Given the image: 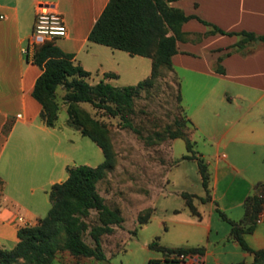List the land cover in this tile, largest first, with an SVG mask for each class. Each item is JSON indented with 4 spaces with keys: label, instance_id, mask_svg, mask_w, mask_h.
<instances>
[{
    "label": "crops",
    "instance_id": "obj_1",
    "mask_svg": "<svg viewBox=\"0 0 264 264\" xmlns=\"http://www.w3.org/2000/svg\"><path fill=\"white\" fill-rule=\"evenodd\" d=\"M106 1L0 0L1 247H11L17 240L16 229L36 223L47 211L49 188L45 190L44 185L48 183L50 187L67 175L68 163L63 161L62 174L56 178L49 176L44 181L40 140L47 136L52 140L56 138L57 143L61 135L64 141L71 143L69 131L79 132L64 121H58V115L53 126L44 124L39 117L40 104L31 95L41 67L32 62L30 48L27 53L21 49L27 44L36 6L48 5L61 13L66 32L51 42L72 53L73 61L89 72L88 82L102 78L112 83L120 75L119 61H127L129 65L142 63L140 72L144 71L145 76L150 72V57L122 50L124 55L118 52L121 49L87 39ZM169 5L181 8L185 14L196 15L181 23L185 38L175 40L176 52L170 56V68L165 70L177 81L181 107L186 113L188 103L184 99L187 96L180 90V72L205 77L217 84L219 92L196 102L200 107L197 116L186 113L190 150L186 149L183 138L177 136L170 140L168 157L171 161L163 177L167 188L155 193L150 201L149 217L141 224L150 220L163 233L168 232L166 236L157 232L151 239H155L158 247L194 248L202 256V264L249 262L252 253L242 249L230 236L229 223L219 212L234 221L241 220L246 197L264 177V41L255 39L237 47L233 44L240 34L210 33V25L198 18L223 31L246 30L261 34L264 33V0H171ZM219 66L222 71L216 69ZM104 72L115 75L104 77ZM134 79L135 83L141 78ZM233 99L237 100V106L233 105ZM206 105L222 106L224 120H219V113L200 120ZM195 135L202 139L201 146L196 148ZM179 138L185 150L175 157L172 146ZM190 153L206 166L207 191L201 184L196 158L183 157ZM185 159L193 160L196 166L197 185L192 188L180 183V179L187 177L179 166ZM183 192L190 195L193 209L188 206ZM161 196L165 199H160ZM242 237L249 247L264 248V202L253 228L242 232ZM150 241L145 244L144 264L160 254L159 248L149 246Z\"/></svg>",
    "mask_w": 264,
    "mask_h": 264
},
{
    "label": "trees",
    "instance_id": "obj_2",
    "mask_svg": "<svg viewBox=\"0 0 264 264\" xmlns=\"http://www.w3.org/2000/svg\"><path fill=\"white\" fill-rule=\"evenodd\" d=\"M169 1L171 0H107L87 34L89 41L121 49L129 54L150 57L149 74L133 84L115 86L102 78L94 83L88 82L85 77L89 72L73 61L72 53L61 50L48 40L33 51L31 60L41 67V71L34 80L31 95L40 104V119L48 126L54 125L59 109L55 90L60 86L63 89L60 99L65 104L66 111L65 123L89 137L99 146L103 157L95 165H66V177L53 182L48 189L50 206L46 213L36 223L18 227L17 240L11 247L0 246V264H17L19 259L20 264H49L58 250H65L73 256H91L96 260L106 258L100 235L111 230L110 223H119L121 216L104 203L96 189V182L110 166L113 154L104 124L80 107L79 102H88L118 116L123 126L134 128L127 116L132 111L134 95L140 89L150 86L162 70L170 68V56L176 52L175 40L185 38V33L180 29L181 23L189 17H196L185 14L179 7L169 5ZM198 19L210 25V33L240 34L241 37L233 44L237 47L255 39L264 41V33L223 31L204 19ZM216 69L223 70L221 66ZM114 75L113 72L103 73L104 77ZM185 116V123L189 124L186 113ZM167 136L183 138L186 149H191L186 131L179 126L174 131H167ZM149 138L150 136H145L144 140L148 141ZM183 157L196 158L201 184L207 191L208 172L204 162L192 153L184 154ZM255 186V191L244 201L241 220L234 221L219 212L229 223L230 236L242 249L252 253L249 262L238 261L236 264H264V248L253 249L242 237V232L253 228L262 210L264 177ZM182 195L193 209L190 195L185 192ZM90 210L97 211L99 223L89 225L84 219ZM150 211L148 209L144 215H138V225L148 219ZM85 231L91 237L92 244L84 240ZM149 246L159 248L160 252L171 249L194 251V248L158 247L155 239L150 241ZM149 261L150 258L146 264Z\"/></svg>",
    "mask_w": 264,
    "mask_h": 264
},
{
    "label": "rangeland",
    "instance_id": "obj_3",
    "mask_svg": "<svg viewBox=\"0 0 264 264\" xmlns=\"http://www.w3.org/2000/svg\"><path fill=\"white\" fill-rule=\"evenodd\" d=\"M118 52L124 54L122 50ZM142 67V63L129 65L127 61H119L120 75L113 79L111 84L115 86L133 84L134 78L146 75L144 71L140 72ZM179 74L180 90L187 96L184 99V102L188 103L186 113H194L197 116L196 111L200 107L196 102L206 99L212 93H218L219 88L216 83L205 77L192 73ZM87 77L88 75L85 79L89 81ZM62 92L63 89L58 86L55 98L59 102L58 121L65 122V104L60 99ZM232 102L237 106V100L233 99ZM79 105L106 128L113 157L110 166L97 180L96 189L104 203L118 212L121 221L110 223L111 230L100 235L106 258L96 260L91 256H73L65 250H58L49 264H144L147 251L145 244L154 238L157 232L164 236L168 232L163 233V230L158 229L150 220L138 225L137 218L151 209L150 201L155 193L159 192L160 188L162 190L167 188L163 184V177L171 161L168 157V145L173 138L167 136V131H174L178 126L186 131L189 127V124L185 123V112L179 103L177 81L172 74L162 70L150 86L140 89L134 95L132 111L127 113L134 128L123 126L118 116L111 115L88 102H79ZM222 108L206 105L205 112L200 113V120L207 119L213 113H219V120L222 122L224 120ZM69 133L71 143L64 141L61 135L57 143L56 138L52 140L47 136L40 140L39 153L42 155L41 163L45 165V171L42 173L44 181L49 176L56 178L58 174H62L63 161L68 165L79 163L95 165L102 160L101 149L89 137L75 130H70ZM145 136H150L148 141L144 140ZM158 137L163 138L158 140ZM194 139L197 144L195 148L200 147L201 137L195 135ZM184 150L182 139L179 138L172 146V154L176 157ZM261 165L263 166V163ZM179 166L187 175L186 179L182 181L180 179V183L188 188L196 186V166L193 160H182ZM262 176L263 173L261 178ZM48 188L49 185L46 183L44 189ZM163 198L164 196L160 197ZM84 219L89 225L99 223L96 210H90ZM83 238L92 244V239L86 231ZM19 262L17 264H20Z\"/></svg>",
    "mask_w": 264,
    "mask_h": 264
},
{
    "label": "built area",
    "instance_id": "obj_4",
    "mask_svg": "<svg viewBox=\"0 0 264 264\" xmlns=\"http://www.w3.org/2000/svg\"><path fill=\"white\" fill-rule=\"evenodd\" d=\"M66 26L60 12L48 5L39 4L36 6L33 25L27 38L26 46L22 52H31L43 41H51L56 37L63 36ZM258 220V217L256 218ZM202 256L190 250L171 249L160 252L156 257L150 258L148 264H202Z\"/></svg>",
    "mask_w": 264,
    "mask_h": 264
}]
</instances>
